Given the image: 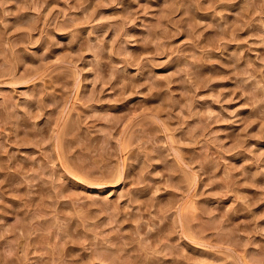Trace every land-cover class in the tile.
Listing matches in <instances>:
<instances>
[{"label":"rangeland","instance_id":"rangeland-1","mask_svg":"<svg viewBox=\"0 0 264 264\" xmlns=\"http://www.w3.org/2000/svg\"><path fill=\"white\" fill-rule=\"evenodd\" d=\"M0 264H264V0H0Z\"/></svg>","mask_w":264,"mask_h":264}]
</instances>
